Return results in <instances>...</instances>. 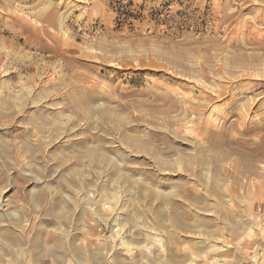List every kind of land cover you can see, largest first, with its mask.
Instances as JSON below:
<instances>
[{
	"label": "rangeland",
	"instance_id": "obj_1",
	"mask_svg": "<svg viewBox=\"0 0 264 264\" xmlns=\"http://www.w3.org/2000/svg\"><path fill=\"white\" fill-rule=\"evenodd\" d=\"M0 264H264V0H0Z\"/></svg>",
	"mask_w": 264,
	"mask_h": 264
}]
</instances>
